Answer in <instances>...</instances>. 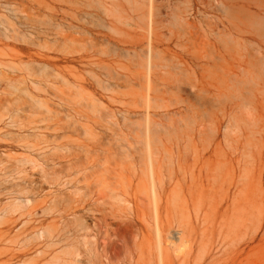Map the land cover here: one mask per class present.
Instances as JSON below:
<instances>
[{
  "label": "rangeland",
  "instance_id": "rangeland-1",
  "mask_svg": "<svg viewBox=\"0 0 264 264\" xmlns=\"http://www.w3.org/2000/svg\"><path fill=\"white\" fill-rule=\"evenodd\" d=\"M199 11L0 0V264H264V95L216 96Z\"/></svg>",
  "mask_w": 264,
  "mask_h": 264
},
{
  "label": "bare ground",
  "instance_id": "bare-ground-1",
  "mask_svg": "<svg viewBox=\"0 0 264 264\" xmlns=\"http://www.w3.org/2000/svg\"><path fill=\"white\" fill-rule=\"evenodd\" d=\"M201 1L204 6V12L202 13L206 16L204 25L208 38L207 42L210 46V50H212V52L210 51L209 55H207L210 61H208V63H211V65L213 64L212 66L217 69L214 68L215 70L213 69L212 72V69L209 68L212 77L211 83L217 93L216 96L223 98L231 94L233 105H235L236 108H247L246 106H252L255 99L253 97L256 95L257 91L263 93L261 95L262 97L264 95V0ZM115 6L116 5H113L112 8ZM97 7L103 8L109 12V9L107 10V7L103 4H97ZM51 10L53 11L54 9ZM103 12L107 15V12L102 11V13ZM199 12L201 13V11ZM202 13L201 15L204 16ZM108 14L110 15V13ZM101 25L103 24L101 23ZM108 26L110 29V24ZM111 27L113 30L114 27L112 25ZM106 28L108 27L106 26ZM155 36L157 37V32H155ZM3 37L5 36L3 35ZM211 65L210 67H212ZM162 67L161 63L157 60L155 62V69L158 72L156 74L157 77L160 76L159 69ZM197 67H199V65ZM153 89L154 92L155 90L157 91L156 87ZM202 93L204 94V92ZM211 102L209 100L207 105H211ZM248 117L250 118V116ZM253 119L254 118H252V120Z\"/></svg>",
  "mask_w": 264,
  "mask_h": 264
}]
</instances>
